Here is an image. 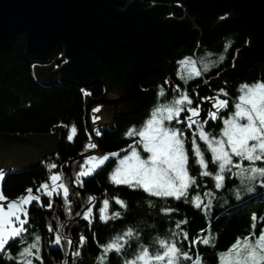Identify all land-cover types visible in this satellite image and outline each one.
Segmentation results:
<instances>
[{
    "label": "trees",
    "instance_id": "16d2710c",
    "mask_svg": "<svg viewBox=\"0 0 264 264\" xmlns=\"http://www.w3.org/2000/svg\"><path fill=\"white\" fill-rule=\"evenodd\" d=\"M171 16L181 20L185 14L181 8L174 6L171 8ZM246 45L249 44L244 35L232 33L222 37L219 50L212 49L211 46L204 43L198 44L194 50L176 49L168 59L172 66L169 74L170 81H174V86L179 84L182 90H188L194 101L200 97L215 96L219 89L223 88L222 83H225L228 88L223 89L229 93V97L222 98H229L230 105H234L239 96L241 85L264 81V57L247 70L242 77L234 81L236 79L233 77L236 69L235 61L241 58L239 52ZM25 49L26 38L24 35H19L7 53H0V135L23 138L28 136L45 137L57 133L56 150L49 160L57 164L58 168L50 170L39 162L40 164L37 163L35 166L6 174L2 187L4 195L9 200H15L26 194L27 188H32L35 194L36 189L42 183L49 181L51 173H62V182L69 188V201L65 202L62 195L53 196L51 198L52 208L40 207L35 202L29 207L30 221L27 225L29 232L25 239L29 242L33 233L41 236V255L44 257V264H64L66 259L69 264H96L97 257L100 255L96 241L103 244L127 227H133L143 231L142 242L151 243L154 237L166 236L170 229L176 231L173 222L185 218L189 224L184 228L190 232L192 237L197 234L207 235V229L210 228L215 248L201 244L199 252L203 257V264H218L219 252L227 251L238 238L249 234L252 223L251 215L256 213L259 217H264V187L260 186H257L254 193L244 195L240 201L227 189L219 190L216 193L212 213L208 218L201 209L198 210L187 203H179L171 199L167 201L168 206L178 208V213L170 217L164 216L157 212V208L165 203L163 200L149 198L140 190L112 185L109 176L115 169L119 157L110 159L105 167L97 170L92 177L82 179L83 186H81V183L76 181L74 174L80 169L83 161L75 160L87 152L86 145L90 141L85 128V107L90 100L103 98V88L97 85L84 91L67 83L41 85L33 77L35 63L26 57ZM221 53H227L225 62L217 69L212 68L211 66L215 61H218V55ZM61 54L60 48H54L49 53L50 63L54 62ZM189 57L200 58L202 69L207 66L211 71L185 83L184 80L176 77L174 69L177 61ZM166 82L167 77L163 75H152L141 80L140 88L144 92H148L147 103L136 115L124 117L119 113L114 114L112 127L100 129L99 145L103 154L116 152L123 155L121 150L127 149L129 144L136 142L138 137L129 138L126 136V132L133 126L137 129L141 128L158 104L167 103L177 95L169 87L170 85L167 86ZM161 86L166 93L163 98L158 95ZM86 93H90V95ZM195 93H198L199 96H196ZM232 110L234 107L230 108L228 112ZM73 126L77 131L69 140ZM222 126V121H219L209 125L206 130L213 134H219ZM69 162H73L70 170L74 185L70 183L68 177L67 165ZM211 169L213 166H210ZM190 172L192 175H197V170L194 168H190ZM234 187V185H228L229 189H234ZM90 196L96 197L91 204L88 203ZM114 196H118L127 203V210L122 209L111 200ZM42 199L47 205L49 198L42 196ZM104 199H110L108 215L121 211V218L109 220L107 223L99 219V208L103 206ZM149 199L156 201V208L149 204ZM69 207L71 211L68 210ZM88 207L93 208L91 224L84 220L82 215ZM49 225L58 229L74 242L80 235H86L88 241L80 250V255L71 256L70 254L76 250L71 249L70 254L66 256L65 253L69 252L66 244L59 250L51 246L50 241L53 234L47 230ZM201 229H205V231L202 232ZM23 246L25 245L17 241L9 251L12 256H17ZM134 250L135 246L128 251L129 258ZM0 264H13V261L7 260L3 254H0ZM110 264H122V258L111 254Z\"/></svg>",
    "mask_w": 264,
    "mask_h": 264
},
{
    "label": "snow or ice",
    "instance_id": "6c2138e0",
    "mask_svg": "<svg viewBox=\"0 0 264 264\" xmlns=\"http://www.w3.org/2000/svg\"><path fill=\"white\" fill-rule=\"evenodd\" d=\"M223 59L221 57V62ZM180 63L191 65L188 77L181 76L185 83L211 71L207 66L201 71L196 67L197 61L190 57ZM239 91L241 94L234 105H230L229 98H222L229 97L223 88L215 96L200 97L194 101L188 90H182L178 84L175 97L167 103L158 104L141 128L133 126L126 132L127 137L138 139L134 144H129L127 149L121 150L124 153L122 157L116 152L89 156L88 160L94 165L87 168L81 166L76 181L83 186L82 178L102 169L110 157H119L118 166L110 173V181L115 185L141 190L149 198L163 200L165 203L157 208V212L164 216L178 213V208L168 206L167 201L170 199L187 203L198 210L203 209L205 215L213 207L216 190L227 189L238 201L242 200L244 195L254 193L257 186L264 187V81L243 84ZM158 95L161 98L166 95L163 86ZM195 95L199 96L198 93ZM207 102H210V106ZM233 107L234 110L229 114L228 110ZM202 111L204 117H201ZM219 121L223 123L219 134L206 130L211 122ZM71 131L76 133V127L73 126ZM95 135H101L98 129ZM71 139L72 136H69ZM86 147L96 149L98 145L89 143ZM210 166H214V170L210 171ZM49 168L57 169L58 165L53 163ZM190 168L196 169L197 175H192ZM4 176V172L0 171V202H7L0 203V254L13 261V264H44L41 236L33 233L31 243L25 239V234L29 232V207L35 202L40 207L52 208L53 196L62 195L68 202L69 188L62 182V173H56L50 175L51 183H42L35 194L32 188H27L26 194L9 200L3 192ZM198 177L211 178L213 184L203 195L197 193L192 196L190 193L200 186ZM230 184L235 186L234 189L228 188ZM42 196L49 198L47 205ZM95 199L90 196L88 203L91 204ZM111 200L127 210V203L118 196ZM149 204L157 207L155 200L149 199ZM109 207L110 199H104L103 206L99 208V219L105 223L122 216L121 211L108 215ZM68 210L71 211L70 207ZM82 215L88 223L93 222L92 207H88ZM251 221V231L247 236L238 238L227 252L218 253L219 264H264V217L253 213ZM173 223L176 231L170 229L166 236L154 237L151 243L142 242L143 231L133 227H127L103 244L96 241L100 249L98 264H110L111 254L121 257L122 264H203L199 245L215 248L210 228L207 229V235L192 237L184 228L189 224L186 218ZM47 230L53 234L51 246L59 250L66 244L69 249H76L70 254L74 257L80 255V250L88 241V237L82 234L74 242L51 225ZM17 241L25 246L17 256H12L9 249ZM133 246L135 250L129 258L127 253ZM64 264H69V261L66 259Z\"/></svg>",
    "mask_w": 264,
    "mask_h": 264
},
{
    "label": "water",
    "instance_id": "95a60500",
    "mask_svg": "<svg viewBox=\"0 0 264 264\" xmlns=\"http://www.w3.org/2000/svg\"><path fill=\"white\" fill-rule=\"evenodd\" d=\"M177 4L185 13L181 20L170 18ZM232 33H241L249 44L235 61V81L264 57V0H0V53H7L24 35L25 55L35 63L38 79L45 77L40 75L45 70H57L47 77L48 83L39 84H56V76L59 83L85 91L100 85L105 93L108 84V93H125L116 101L125 104L117 110L124 117L145 106L148 92L140 88L141 80L167 76V59L175 49L194 50L204 43L219 50L222 37ZM54 48L62 55L50 63ZM113 102L101 98L86 104L85 128L98 147L75 161L101 154L89 112L95 105ZM56 134L0 135V171L6 175L35 166L56 150ZM72 163L67 165L71 184Z\"/></svg>",
    "mask_w": 264,
    "mask_h": 264
},
{
    "label": "rangeland",
    "instance_id": "374dc122",
    "mask_svg": "<svg viewBox=\"0 0 264 264\" xmlns=\"http://www.w3.org/2000/svg\"><path fill=\"white\" fill-rule=\"evenodd\" d=\"M185 14V13H184ZM193 28H196L195 25H192ZM62 55V54H61ZM219 58H218V61H215L214 65H212L211 67L212 68H219L222 66V64L225 62L226 58H227V53H221L220 55H218ZM221 57H224L223 59V62H221ZM61 57H58L56 60H60ZM193 60L197 61V65L196 67H198L199 69H201V71H203L202 69V60L200 58L196 59V58H193ZM168 61V60H167ZM177 65H176V68L174 69L175 70V75L177 78H179L180 80L181 79V76L183 75L185 78L188 77L189 75V72L191 70V65H182L180 63V61H177ZM65 63V62H64ZM216 65H218V67H216ZM61 68V67H60ZM171 65H169V69H168V73H167V86L171 87V89H173V92H176V88L174 86V81H170V73H171ZM57 71V70H56ZM55 70H52V69H48L47 71H43V76L45 77H51V75L53 73L56 72ZM45 74H48L49 76H46ZM33 77L35 79L36 82H44V83H48V79L47 78H43V79H38L37 77V74H36V71L35 69L33 68ZM49 77V78H50ZM52 78V77H51ZM196 78V77H195ZM52 79H50V82H51ZM53 80L56 81V84L59 83V78L56 76L53 77ZM193 79H189L188 81H192ZM174 83V84H173ZM207 84V83H206ZM208 85V84H207ZM104 86H106V93L103 89V99H106V100H109L113 103H111L110 105H106V104H102V105H95L92 107L91 111L89 112V118H88V123H89V127L91 129V132L95 135V130H99L100 129H105V128H111L112 126V121H113V115L117 113V110H120L122 109V107L125 105L121 102H116L122 98H124L125 96V93H108V84H105ZM102 87V86H101ZM241 87V86H240ZM241 93H239L240 95ZM88 96V95H87ZM194 100V99H193ZM208 106H210V102L208 104ZM99 109V111H93V109ZM233 111V110H232ZM230 114V112H228ZM205 113L202 111L201 112V117H204ZM216 122H211L209 125H212V124H215ZM208 125V126H209ZM207 126V127H208ZM223 127V126H222ZM222 129V128H221ZM221 131V130H220ZM74 133L71 131V136L73 135ZM96 137H98L97 135H95ZM89 143H95V140L93 138H90V141ZM88 143V144H89ZM86 150L87 151H91V150H94V149H88L86 147ZM101 155H104V154H99V155H92V156H101ZM124 155V154H123ZM121 155V157L123 156ZM143 155V154H142ZM47 157V156H46ZM89 158V157H88ZM88 158H85L83 161H82V164L80 165V169L74 174V177H76L77 173L81 170V166H85L86 168L87 167H92L94 165V162L92 161H89ZM112 158H117V157H110V159ZM108 162H106L107 164ZM118 163H119V159H117V163H116V167L118 166ZM105 164V165H106ZM264 166V165H262ZM105 166H103L102 168H104ZM115 167V168H116ZM99 170V169H98ZM210 170V169H209ZM214 170V166H213V169H211L210 171ZM71 171V170H70ZM96 173V172H95ZM94 173V174H95ZM53 173H51L52 175ZM94 174L90 175V176H87V177H84L82 179H85V178H89V177H92ZM233 179H235L233 177ZM78 182V181H77ZM111 182V181H110ZM49 183H51V181L49 180ZM80 183V182H79ZM112 183V182H111ZM198 183H199V187H196L194 191H192L190 193V195L194 196L196 195L197 193H200L201 195H203V192H206V191H209L210 190V187L212 186L213 184V181L211 180V178H204V177H198ZM239 183V180L237 179V184ZM113 186L115 187H122V186H126V185H115L112 183ZM128 187V186H126ZM131 190H135V189H132L130 188ZM141 191V190H140ZM219 190H216V193L218 192ZM247 195V194H246ZM205 200L207 199V197L204 198ZM215 201L216 199L213 201V207H214V204H215ZM2 203H7L6 201L5 202H2ZM213 207L212 209L209 210V213L207 215H205L207 218L210 216V214L212 213V210H213ZM202 212L204 213L203 209H201ZM108 211V210H107ZM205 214V213H204ZM28 236V233L25 234V238ZM33 237V235H32ZM32 237H31V240H29V243L32 242ZM228 251V250H227ZM227 251H221V252H227ZM219 252V253H221ZM96 264H98V261H96ZM218 264H219V260H218Z\"/></svg>",
    "mask_w": 264,
    "mask_h": 264
},
{
    "label": "crops",
    "instance_id": "0c3cea01",
    "mask_svg": "<svg viewBox=\"0 0 264 264\" xmlns=\"http://www.w3.org/2000/svg\"><path fill=\"white\" fill-rule=\"evenodd\" d=\"M40 75H41V77H43V74H42V73H40ZM45 75H46V76H49L48 74H45ZM44 78H47V77H44ZM54 153H55V151L49 153V154L46 155V156L52 155V154H54ZM46 156H45V157H46ZM45 157H44V158H45Z\"/></svg>",
    "mask_w": 264,
    "mask_h": 264
},
{
    "label": "flooded vegetation",
    "instance_id": "af4514ba",
    "mask_svg": "<svg viewBox=\"0 0 264 264\" xmlns=\"http://www.w3.org/2000/svg\"><path fill=\"white\" fill-rule=\"evenodd\" d=\"M170 18H172L171 15H170ZM177 49H179V48H177ZM175 50H176V49H175ZM175 50H174V51H175ZM174 51H173V52H174ZM173 52H172V53H173ZM172 53H171V55H172ZM171 55H170V56H171ZM170 56L168 57V59L170 58ZM168 59H167V60H168ZM171 67H172V66H171ZM159 75H160V74H159ZM175 88H176V86H175ZM208 89H210V87H208ZM152 97H153V94H152ZM207 103L209 104V102H207Z\"/></svg>",
    "mask_w": 264,
    "mask_h": 264
},
{
    "label": "built area",
    "instance_id": "2783aa9c",
    "mask_svg": "<svg viewBox=\"0 0 264 264\" xmlns=\"http://www.w3.org/2000/svg\"><path fill=\"white\" fill-rule=\"evenodd\" d=\"M47 164H45V166H46Z\"/></svg>",
    "mask_w": 264,
    "mask_h": 264
},
{
    "label": "bare ground",
    "instance_id": "6f19581e",
    "mask_svg": "<svg viewBox=\"0 0 264 264\" xmlns=\"http://www.w3.org/2000/svg\"><path fill=\"white\" fill-rule=\"evenodd\" d=\"M61 57V56H60Z\"/></svg>",
    "mask_w": 264,
    "mask_h": 264
}]
</instances>
